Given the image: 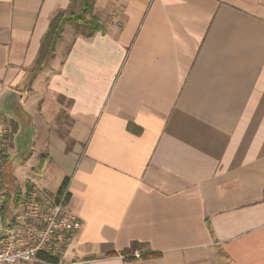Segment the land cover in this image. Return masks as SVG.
<instances>
[{
  "label": "crops",
  "instance_id": "1",
  "mask_svg": "<svg viewBox=\"0 0 264 264\" xmlns=\"http://www.w3.org/2000/svg\"><path fill=\"white\" fill-rule=\"evenodd\" d=\"M72 3L0 0L6 158L18 190L67 180L64 259L264 264V0H94L104 32L66 23L26 85Z\"/></svg>",
  "mask_w": 264,
  "mask_h": 264
},
{
  "label": "built area",
  "instance_id": "2",
  "mask_svg": "<svg viewBox=\"0 0 264 264\" xmlns=\"http://www.w3.org/2000/svg\"><path fill=\"white\" fill-rule=\"evenodd\" d=\"M0 131V264H84L64 259L80 219L67 207V187L51 198L39 195L33 186L20 190L3 179L7 150ZM141 258V251L122 255Z\"/></svg>",
  "mask_w": 264,
  "mask_h": 264
},
{
  "label": "trees",
  "instance_id": "3",
  "mask_svg": "<svg viewBox=\"0 0 264 264\" xmlns=\"http://www.w3.org/2000/svg\"><path fill=\"white\" fill-rule=\"evenodd\" d=\"M93 2L94 0H73L71 10H62L57 12L51 18L47 30L41 38L40 46L37 51V55L28 69L27 84H31L34 78L50 64V61L54 57L56 42L62 37L63 26L66 23L74 24L77 32L84 37H90L96 31L104 32L101 24L97 22V18L93 14ZM3 169V179L9 184L18 188V184L15 182L14 177L11 174V166L7 161ZM44 158H40L38 169L41 168ZM67 187V180L64 179L57 194H61ZM69 193L66 194L68 199ZM147 253L142 252V257Z\"/></svg>",
  "mask_w": 264,
  "mask_h": 264
},
{
  "label": "rangeland",
  "instance_id": "4",
  "mask_svg": "<svg viewBox=\"0 0 264 264\" xmlns=\"http://www.w3.org/2000/svg\"><path fill=\"white\" fill-rule=\"evenodd\" d=\"M13 141H15V138L13 139ZM27 166V165H26ZM25 166V167H26ZM23 167V166H22ZM23 169V168H22ZM26 172H28L27 171V168L25 169L24 168V171H22V172H20V170H19V176H18V181H19V183H21V185L26 181V178H24V175H26L27 173Z\"/></svg>",
  "mask_w": 264,
  "mask_h": 264
}]
</instances>
